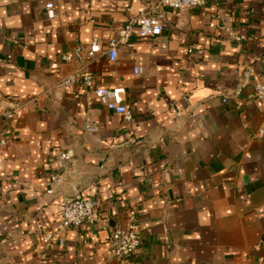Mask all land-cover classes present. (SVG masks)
<instances>
[{"label":"crops","instance_id":"1","mask_svg":"<svg viewBox=\"0 0 264 264\" xmlns=\"http://www.w3.org/2000/svg\"><path fill=\"white\" fill-rule=\"evenodd\" d=\"M48 1L0 0V264H264V0L165 9L160 35L89 64L95 85L125 88L129 122L85 87L58 88L80 66L62 56L105 46L158 0H52L53 17ZM15 102L27 110L3 116ZM76 194L95 217L39 263ZM130 209L140 246L115 259L108 236Z\"/></svg>","mask_w":264,"mask_h":264},{"label":"built area","instance_id":"2","mask_svg":"<svg viewBox=\"0 0 264 264\" xmlns=\"http://www.w3.org/2000/svg\"><path fill=\"white\" fill-rule=\"evenodd\" d=\"M210 0H158L148 8L141 9L137 15L130 17L124 25L117 31L105 46L101 45L100 40L94 37L88 44H76L70 54L62 56L64 61H75L80 66L73 72L64 76L58 82V88L63 91L72 89L75 86H82L90 90L93 95L108 110L119 114L129 122L133 120L132 109L127 107L122 100L125 93L123 86L103 87L94 83V76L88 70V65L97 61L103 56L109 62H114L118 58L120 47H128L134 33L144 37H156L161 34L165 26V9H173L177 14L187 9L196 7L199 3ZM46 14L53 17L54 1L45 3ZM232 34V33H231ZM241 39L242 36H236ZM142 67H135L134 74H141ZM253 97L264 100V75L253 84ZM27 110V103H11L7 110L1 111L6 118H14L22 115ZM87 131H95L96 127L87 122ZM132 141H136L133 139ZM64 159H69V154H62ZM52 190L48 189L47 193ZM58 220L53 229L42 233V248L40 249L37 260L39 263H46L51 256L54 246L64 247L65 239L63 233L70 228L79 227L86 221L95 217L98 202L95 199L84 198L76 194L60 202ZM108 244L111 256L115 259H125L135 252L140 246V237L136 230V215L133 209L128 211L127 225L112 229L108 236Z\"/></svg>","mask_w":264,"mask_h":264}]
</instances>
